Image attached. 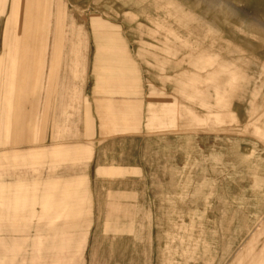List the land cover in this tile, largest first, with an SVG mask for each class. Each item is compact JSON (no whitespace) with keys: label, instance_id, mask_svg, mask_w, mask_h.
Here are the masks:
<instances>
[{"label":"rangeland","instance_id":"1","mask_svg":"<svg viewBox=\"0 0 264 264\" xmlns=\"http://www.w3.org/2000/svg\"><path fill=\"white\" fill-rule=\"evenodd\" d=\"M48 77L86 95V136L0 143V264L264 255V0H0L8 127L32 84L54 108Z\"/></svg>","mask_w":264,"mask_h":264},{"label":"crops","instance_id":"2","mask_svg":"<svg viewBox=\"0 0 264 264\" xmlns=\"http://www.w3.org/2000/svg\"><path fill=\"white\" fill-rule=\"evenodd\" d=\"M69 78H46L44 81L48 83L49 88L48 91H45L46 97L50 99L52 96L53 101H55L56 105L52 110H49V118H48V125L49 128L52 129L51 134L49 137L39 138L36 139L32 136V129L40 128L41 126L45 125L46 116L48 114L47 107H43L40 109L39 106L35 105L36 98L38 97V84L31 86H36L35 89H30L31 98L29 101L22 100L21 102L15 103V108L12 111V114L9 115L13 118V121L7 126V113L5 111L4 114L0 115V143L5 144H17V143H33L34 141H45L51 145L45 147V149H41L40 151H34L37 153L38 156H49L52 159L55 158H62L67 155L70 149H75L74 145H70L66 143L68 138L78 139L80 141L81 138L85 137L82 132L80 131H70L68 130L67 123L71 117V123L80 125V123L86 124V110L84 107V102L86 95L81 93L80 86L77 89L76 86L74 88H69L67 83ZM38 82V79H37ZM37 88V89H36ZM25 89H21V93L24 92ZM17 92V89H16ZM27 92V91H25ZM51 92V93H50ZM82 97L83 102H78V104L74 105L73 107L69 108L67 101L71 98H78ZM120 101V100H119ZM38 104V103H37ZM123 109V108H122ZM39 112L40 110L44 111V116L35 115L33 111ZM52 113V114H51ZM50 129V130H51ZM94 132H96L94 130ZM128 132V131H127ZM97 133V132H96ZM129 136L123 137L128 139ZM132 142H134V138H130ZM78 144V143H77ZM76 145V144H75ZM78 147V146H77ZM79 149V148H78ZM32 150V149H31ZM252 230L251 226H248L245 231L246 238L248 234ZM232 253H228L220 258V263L226 264L230 258L232 257Z\"/></svg>","mask_w":264,"mask_h":264},{"label":"bare ground","instance_id":"3","mask_svg":"<svg viewBox=\"0 0 264 264\" xmlns=\"http://www.w3.org/2000/svg\"><path fill=\"white\" fill-rule=\"evenodd\" d=\"M256 236V235H255ZM251 239V238H250ZM252 240H254V239H252ZM253 242V241H252ZM263 242V241H262ZM249 244H251V243H249ZM249 244L247 245V246H249ZM246 246V247H247ZM263 246H264V244H263ZM263 248V247H262ZM251 249V248H250ZM261 250V249H260ZM253 253V252H252ZM257 254L256 255H254L252 258H250V262H252L253 264H264V255L261 253V252H256ZM263 253H264V251H263ZM254 254V253H253ZM238 257V256H237ZM236 259V258H235ZM243 259V258H242ZM241 259V260H242ZM240 260V259H239ZM237 261H238V259H237ZM248 261V260H247ZM249 262V263H250ZM248 263V264H249ZM252 263H250V264H252ZM247 264V263H246Z\"/></svg>","mask_w":264,"mask_h":264}]
</instances>
